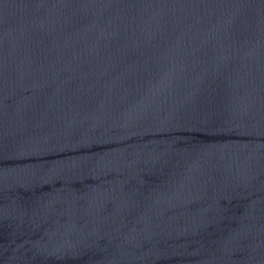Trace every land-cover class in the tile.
Returning a JSON list of instances; mask_svg holds the SVG:
<instances>
[{
    "label": "water",
    "instance_id": "1",
    "mask_svg": "<svg viewBox=\"0 0 264 264\" xmlns=\"http://www.w3.org/2000/svg\"><path fill=\"white\" fill-rule=\"evenodd\" d=\"M0 264H264V0H0Z\"/></svg>",
    "mask_w": 264,
    "mask_h": 264
}]
</instances>
